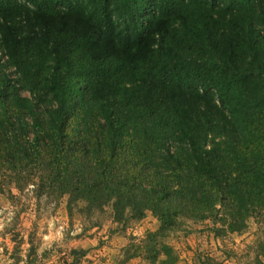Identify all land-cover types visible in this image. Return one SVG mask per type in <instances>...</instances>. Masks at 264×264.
<instances>
[{"label": "trees", "instance_id": "obj_1", "mask_svg": "<svg viewBox=\"0 0 264 264\" xmlns=\"http://www.w3.org/2000/svg\"><path fill=\"white\" fill-rule=\"evenodd\" d=\"M0 176L149 212L127 258L150 264L177 263L179 218L240 233L264 213V0H0Z\"/></svg>", "mask_w": 264, "mask_h": 264}, {"label": "rangeland", "instance_id": "obj_2", "mask_svg": "<svg viewBox=\"0 0 264 264\" xmlns=\"http://www.w3.org/2000/svg\"><path fill=\"white\" fill-rule=\"evenodd\" d=\"M66 196L36 197L28 185L16 189L0 176V264H150L143 253L131 255L157 222L149 212L141 219L117 223L109 205L90 213L77 204L70 214ZM210 220L179 218L165 243L176 264H264V213L253 215L240 233L215 238Z\"/></svg>", "mask_w": 264, "mask_h": 264}]
</instances>
